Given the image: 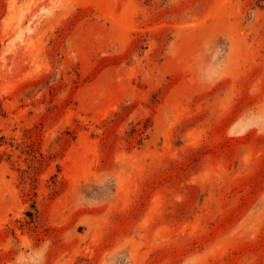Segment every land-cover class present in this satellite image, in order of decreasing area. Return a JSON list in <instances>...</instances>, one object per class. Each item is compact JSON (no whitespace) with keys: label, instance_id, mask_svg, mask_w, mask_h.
<instances>
[{"label":"rangeland","instance_id":"1","mask_svg":"<svg viewBox=\"0 0 264 264\" xmlns=\"http://www.w3.org/2000/svg\"><path fill=\"white\" fill-rule=\"evenodd\" d=\"M261 117L264 0H0V264H264Z\"/></svg>","mask_w":264,"mask_h":264},{"label":"clouds","instance_id":"2","mask_svg":"<svg viewBox=\"0 0 264 264\" xmlns=\"http://www.w3.org/2000/svg\"><path fill=\"white\" fill-rule=\"evenodd\" d=\"M224 54V49L222 46H215V53L212 55V59L216 60L219 59L220 56H222ZM264 118V117H261Z\"/></svg>","mask_w":264,"mask_h":264}]
</instances>
